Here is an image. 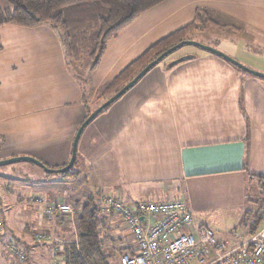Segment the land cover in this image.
Wrapping results in <instances>:
<instances>
[{
	"label": "crops",
	"instance_id": "1",
	"mask_svg": "<svg viewBox=\"0 0 264 264\" xmlns=\"http://www.w3.org/2000/svg\"><path fill=\"white\" fill-rule=\"evenodd\" d=\"M197 9L205 10L217 25L196 29L190 39L264 74V0H165L107 43L99 70L86 88L67 69L59 38L49 25H1L0 160L28 156L48 167H63L78 125L98 105L101 86L150 45L191 23ZM179 57L186 58L173 67L151 68L88 123L80 135L86 134L79 168L85 166L87 145L89 152L103 145L115 168L110 192L97 197L101 205L106 194L127 206L181 197L194 225L224 236L217 225L245 221L249 188L257 186L256 175L264 172V78L203 49ZM16 171L14 184L24 188L32 182L37 194L28 201L40 213L44 239L63 241L66 228L58 222L64 214L43 217L33 199L69 203L67 188L58 193L41 189L49 173L36 174L27 164ZM72 172L66 176L79 178L78 171ZM9 185L0 183V204L7 202L5 194H12ZM7 214L0 210V243L13 229ZM113 219L121 222L113 234L117 248L133 251L134 241L123 222ZM30 235L24 223L18 239L25 245L23 264L37 244ZM53 257L50 250L49 264ZM14 262L0 246V264Z\"/></svg>",
	"mask_w": 264,
	"mask_h": 264
},
{
	"label": "trees",
	"instance_id": "2",
	"mask_svg": "<svg viewBox=\"0 0 264 264\" xmlns=\"http://www.w3.org/2000/svg\"><path fill=\"white\" fill-rule=\"evenodd\" d=\"M163 1L165 0H0V26L8 23L23 26L45 23L57 34L69 70L74 63L84 60L89 63L88 69L94 70L105 53L107 43L130 26L139 15ZM213 25L217 23L207 12L197 9L191 23L150 45L115 77L104 83L97 98L102 96L107 100L166 49L190 39L189 30ZM75 78L80 79L77 76ZM79 83L82 85L80 80ZM88 115L89 110L85 118ZM71 174H74L71 169L63 172L64 176ZM256 178L264 190V172L256 175ZM73 207L76 209L74 204ZM113 218V215L102 211L99 198L89 196L76 214V235L64 239L60 244L58 264H110L109 255L103 248L107 242L114 240L110 239L115 229ZM112 243V248L119 251L115 242Z\"/></svg>",
	"mask_w": 264,
	"mask_h": 264
},
{
	"label": "rangeland",
	"instance_id": "3",
	"mask_svg": "<svg viewBox=\"0 0 264 264\" xmlns=\"http://www.w3.org/2000/svg\"><path fill=\"white\" fill-rule=\"evenodd\" d=\"M196 29H200V30L204 31L207 28L196 27L193 30H189V34H194V35L196 34L197 35ZM185 40L196 41L194 39H185ZM197 42H200V41H197ZM203 44H205V43H203ZM193 49L195 50V49H201V48H199L195 45H192V44H184V45L180 46L179 48L175 49L174 51H172L171 53H169L168 55H166L159 63L155 64L154 66H161V67H164L165 69H167L171 62L180 58L179 57L180 55H183L188 50H193ZM174 65H176V64H174ZM174 65H172V67ZM88 68H89V63L86 60H84L81 63L80 62L74 63L72 65V67L70 68V70L68 68L67 69L69 70L70 74L74 78H75V76L79 77L80 78L79 80L81 81L82 85L86 88L89 86L88 85L89 83L92 84V81L95 78L97 71L99 70V69L96 70V68L94 70H89ZM75 80H76V78H75ZM103 101H106V100H104V97H102V96L99 98H96L95 103H98V105L93 106L91 109H89V114L95 108H97L99 105H101L103 103ZM84 118L81 120L78 127L84 121ZM85 135L86 134L84 133V134H82L81 138L79 137L80 138V145L78 146V154H77V157L75 159L76 160L75 164L71 167V171H74V172L78 171L79 172V174H80L79 178L76 179V178L64 176L63 173H61V172L60 173H49V174H47L48 180L45 182V184H42V186H40L41 189L47 188L48 190L53 191V192L55 191L57 193L59 192L61 187L64 186L65 188H67V190L69 192L68 197L70 199V202L68 204L70 206V211H72V213L64 215L62 218H59V222H58L59 224L64 225V227L66 228L67 234L65 237L67 239L73 238L74 235H76V232H74L75 231V224H76L75 217H76L77 212H79L82 204H84V202H86L88 200V197L91 195H94L96 197L99 196V198H100L102 193H104L108 190L110 192V189H108V188L112 187L113 177L111 175V171H113L112 169H114L115 166H114L113 161L110 160V158L107 154V151L103 147V145H100V147L93 146L92 152L91 151L89 152L91 147H89L87 145L86 149H84V151L86 152L85 162H84L85 166L83 169L79 168L81 165V155H80L81 154V148H82V144H83ZM90 154H92V155H90ZM91 157L94 159L91 160ZM21 164L29 165L30 167H32V169H34L36 171V174L47 173L40 166H38V165H36L30 161H26V160H17V161H13V162H9V163L0 165V183H9L10 184L9 188H10V190H12L11 195L5 194V198H6L7 202L0 204V210H2L5 214L8 213L6 218L8 219L9 226L13 228L12 233H6L5 240L2 241V243H0V246H3L4 252L6 254H7V250H6L7 244L12 243L15 245V247H17L18 249H21V250L23 248H25V245L22 242H20L18 239H20V237H19L20 231H21L24 223H26L29 226L30 232H32V235H30L29 238H32V240L36 241L37 244H35L34 246H32L33 248L28 250L29 258L25 264H49L50 263V261H49L50 250L53 251L54 257H55L54 259H56V262L59 263L60 260L58 259L57 255H58V251L60 249V244L62 241L54 240V242H53L51 237L49 239H44L46 234L44 233L45 231L40 228L42 226V223H39V221H42V220L38 219L40 213L37 211H34L32 209V206L30 205V203L28 201V200H30L31 197L37 196V194L35 193L32 185H31L32 182L30 184L26 185L24 188H21L20 186L14 184V181H17V179L13 178L15 176V173H17L16 167H18ZM61 167H57V168L50 167V168L59 169ZM28 174H33V172L32 173L28 172ZM100 174H102V175H100ZM260 185L261 184L259 182L257 184V186L254 185L252 187L250 186V188H249V198L251 200V205H249L250 208H249V211L247 212L245 221H242L240 223H236L235 225H232L233 223L227 224V223L221 222L219 225H217V228L220 230H225V232H224V236H222L219 232H216V236H217L218 240L239 242V241L247 238L249 235V232L254 231L258 226H260L261 224L264 223V190L261 188ZM0 190H2V189H0ZM44 196H45V198L48 196L50 198H55L58 195H44ZM73 204L76 206V209L73 207ZM114 218L119 219L118 217H114ZM0 219H2V218H0ZM44 219H46V218H44ZM2 220L4 221V219H2ZM232 222H234V221H232ZM1 223H2V221H1ZM112 223L115 225L114 226L115 229H114V231L112 230L113 232L111 233L110 239H113V236H114L113 234L116 233L115 232L116 228L118 229L119 226L121 227L120 221L114 220ZM118 223L120 225H118ZM45 229L49 230V228H45ZM2 234H3V228L0 229V235H2ZM225 234H226V236H225ZM23 237H25V236H23ZM26 238H28V237H26ZM114 240L116 241V239H114ZM114 240L112 242H115ZM49 242H51L52 245L48 244ZM112 242L111 241L107 242L104 245L103 250H104V252H106L109 255V259H108L109 263L110 264H117L116 259L119 255V253H121V251L117 248V246H116V249L119 250L120 252L113 249L112 248V246H113ZM6 257H8V256H6ZM10 258H13V256L11 255ZM54 259H53V261H54ZM25 260H27V259H25ZM14 261H15L14 264H23V263H20L19 261L15 260V259H14Z\"/></svg>",
	"mask_w": 264,
	"mask_h": 264
},
{
	"label": "built area",
	"instance_id": "4",
	"mask_svg": "<svg viewBox=\"0 0 264 264\" xmlns=\"http://www.w3.org/2000/svg\"><path fill=\"white\" fill-rule=\"evenodd\" d=\"M33 202L46 217L72 213L66 202L48 203L42 198ZM102 211L118 217L135 244L131 252L120 250L118 264H264V223L239 242L220 241L209 227L193 224L181 197L127 206L106 194ZM6 250L20 263L25 261V252L14 244H7Z\"/></svg>",
	"mask_w": 264,
	"mask_h": 264
},
{
	"label": "water",
	"instance_id": "5",
	"mask_svg": "<svg viewBox=\"0 0 264 264\" xmlns=\"http://www.w3.org/2000/svg\"><path fill=\"white\" fill-rule=\"evenodd\" d=\"M184 44H192L195 45L203 50H206L210 53H213L215 55H218L222 58H224L225 60L231 62L232 64L236 65L237 67H239L240 69L247 71L253 75H256L258 77H262L264 78V74L251 70L248 67L240 64L239 62H237L235 59L229 57L228 55L224 54L223 52H221L220 50L213 48L211 46L205 45L203 43L197 42V41H191V40H183L180 41L178 43H176L175 45L171 46L170 48L166 49L164 52H162L160 55H158L154 60L150 61L145 67H143L129 82H127L122 88H120L116 93H114L112 96H110L106 101H104L101 105H99L97 108H95L85 119L84 121L81 123V125L78 127L73 141H72V147H71V156L69 161L67 162L66 165H64L63 167L59 168V169H53V168H48L46 165H44L41 161L32 158V157H28V156H19V157H11L8 159H4V160H0V165L1 164H6L9 162H13V161H17V160H26V161H30L38 166H40L41 168H43L46 172L48 173H63L66 171H69L71 169V167L73 166L74 162H75V158H76V148H77V143L79 140V137L83 131V129L87 126V124L89 122H91V120H93V118L107 105H109L110 103H112L113 101H115L116 99H118L121 95H123L129 88H131L145 73L148 72L149 69H151L155 64L159 63L166 55H168L169 53H171L172 51H174L175 49L179 48L180 46L184 45ZM186 57H180L176 60H174L173 62H171L169 64V66L171 67L174 64L179 63L180 61H182L183 59H185Z\"/></svg>",
	"mask_w": 264,
	"mask_h": 264
}]
</instances>
